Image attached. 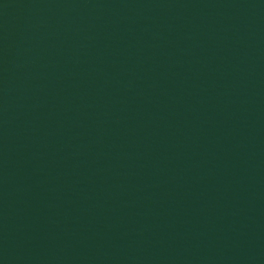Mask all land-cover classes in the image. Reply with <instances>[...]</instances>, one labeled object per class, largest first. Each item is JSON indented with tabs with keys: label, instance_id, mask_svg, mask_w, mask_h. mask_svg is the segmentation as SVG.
<instances>
[{
	"label": "water",
	"instance_id": "95a60500",
	"mask_svg": "<svg viewBox=\"0 0 264 264\" xmlns=\"http://www.w3.org/2000/svg\"><path fill=\"white\" fill-rule=\"evenodd\" d=\"M0 264H264V0H0Z\"/></svg>",
	"mask_w": 264,
	"mask_h": 264
}]
</instances>
